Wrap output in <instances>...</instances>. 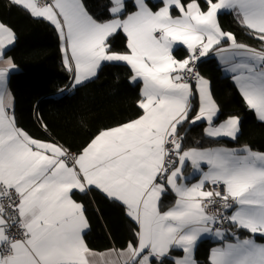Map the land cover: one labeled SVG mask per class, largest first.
Listing matches in <instances>:
<instances>
[{"label": "snow or ice", "instance_id": "snow-or-ice-1", "mask_svg": "<svg viewBox=\"0 0 264 264\" xmlns=\"http://www.w3.org/2000/svg\"><path fill=\"white\" fill-rule=\"evenodd\" d=\"M10 2L55 27L71 87L96 77L104 62H124L142 92L136 118L99 131L78 152L34 138L13 113L8 80L17 66L6 49L16 34L0 22V264H164L173 250L183 254L174 264H197L194 251L205 235L221 242L210 264H264V244L253 238L264 236V152L186 147L181 134L185 124L200 121L212 139L240 134L238 116L216 122L219 105L197 71L210 52L264 122V0H109L104 20L84 0ZM223 11L261 47L225 31ZM118 32L126 35L125 51L110 44ZM181 45L188 54L177 59L173 51ZM186 165L199 177L195 183L187 182ZM93 189L125 208L137 226L134 243L105 253L89 247L85 205L74 195ZM168 192L176 199L165 210ZM216 204L231 213L210 211ZM225 223L251 235L241 239Z\"/></svg>", "mask_w": 264, "mask_h": 264}, {"label": "trees", "instance_id": "trees-1", "mask_svg": "<svg viewBox=\"0 0 264 264\" xmlns=\"http://www.w3.org/2000/svg\"><path fill=\"white\" fill-rule=\"evenodd\" d=\"M84 3L95 18L108 19L109 0H84ZM0 22L10 26L16 34L14 45L6 52L20 69L10 79L16 122L34 138L55 141L78 152L99 131L125 123L141 113L138 107L141 87L130 82L132 73L128 65L106 63L94 80L72 90L70 74L63 64L61 40L50 22L32 17L10 0H0ZM219 22L225 31L234 33L239 42L257 49L261 47V42L240 25L235 15L220 14ZM110 44L116 51H125L127 40L123 33H118L110 39ZM176 56L184 58L186 52L180 49ZM200 74L211 82L213 97L220 107L218 122L238 116L241 134L234 142L213 140L204 134L206 124H185L181 130L185 146H248L264 152V123L246 106L234 82L223 75L213 57L200 62ZM193 104L198 105V98ZM74 197L85 205L90 224L86 240L91 249H123L130 241L135 242L137 226L121 204L95 189L75 193ZM173 200L171 194H166L163 208L169 207ZM240 232L244 236L251 235L245 230ZM214 245L210 240L200 243L198 261L209 264V252ZM164 264H174V260L165 259Z\"/></svg>", "mask_w": 264, "mask_h": 264}, {"label": "crops", "instance_id": "crops-1", "mask_svg": "<svg viewBox=\"0 0 264 264\" xmlns=\"http://www.w3.org/2000/svg\"><path fill=\"white\" fill-rule=\"evenodd\" d=\"M152 2L153 3H156L157 2V0H152ZM223 13H231V12H229V11H223V12H221L220 14H223ZM219 14V15H220ZM231 14H233V13H231ZM234 15V14H233ZM219 18V17H218ZM118 33H122V32H118ZM117 33V34H118ZM116 35V34H115ZM115 35H113V36H115ZM123 35L126 37V35L123 33ZM112 36V37H113ZM112 37H110V39L112 38ZM15 43V42H14ZM14 45V44H13ZM13 45H11V46H9V48L8 49H10ZM61 48H62V42H61ZM8 49H6V52L8 51ZM183 50V51H185L186 52V56H187V54H188V52H187V49H186V47L185 46H177L175 49H174V51H173V55L174 56H176V52L178 51V50ZM7 56V55H6ZM209 57H213L215 60H216V62H217V64L219 65V67L221 68V70H222V73H223V75L224 76H226V77H228V78H230L233 82H234V84L236 85V83H235V81L233 80V78H232V74L230 73V72H228V71H226L225 70V68H226V66L225 65H223V63L221 62V60L219 59V57L215 54V52H210L209 54H208V56H206V57H202L201 59H200V61H203L204 59H207V58H209ZM176 58H177V56H176ZM177 59H180V58H177ZM106 63H123V64H125L124 62H104V63H102V65H101V67L104 65V64H106ZM17 66V65H16ZM101 67H100V69H101ZM130 68V67H129ZM100 69L98 70V73H99V71H100ZM20 69L18 68V66L16 67V69L15 70H13L11 73H10V75H9V80H8V88H9V90H10V79H11V76L15 73V72H18ZM98 73H97V75H98ZM97 75H96V77H97ZM96 77H94V78H92L91 80H89V81H92V80H94ZM208 80V79H207ZM89 81H87V82H89ZM209 81V80H208ZM87 82H85V83H83L82 85H84V84H86ZM130 82L133 84V85H136V84H139L140 85V87H141V92H142V82H140V81H136V82H132L131 81V79H130ZM210 82V81H209ZM72 84V83H71ZM82 85H79V86H76V87H71L72 88V90H75V89H77L78 87H80V86H82ZM236 87L238 88V86L236 85ZM71 88L70 89H68V90H71ZM210 88H211V92H212V85H211V82H210ZM66 91V90H65ZM241 94V93H240ZM12 95V94H11ZM212 96H213V94H212ZM242 96V95H241ZM13 97V96H12ZM214 98V97H213ZM216 101V100H215ZM218 104V103H217ZM14 106H15V102H14V98H13V113H14ZM219 109H220V107H219ZM252 111V110H251ZM252 112H254V111H252ZM255 114V113H254ZM219 115H220V113L218 114V118H219ZM218 118H217V120H216V122L217 123H219L218 122ZM258 119V118H257ZM241 121V120H240ZM260 121V120H259ZM220 122H222V121H220ZM260 122H262V121H260ZM201 123H204V124H206L204 121H200V122H197V124H201ZM264 123V122H263ZM196 125V124H195ZM207 126V125H206ZM205 126V127H206ZM240 127H241V125H240ZM240 134H241V131H240ZM240 134L238 135V137L240 136ZM209 138V137H208ZM212 139V138H211ZM213 140H228V141H236V140H232V139H230V138H226V137H223V138H218V139H213ZM52 142H55V141H52ZM216 147H225V148H232V147H228V146H226V145H219V146H215V147H211V148H216ZM234 149H238V148H234ZM253 150V149H252ZM253 151H255V150H253ZM192 173H193V170H192V168H191V166L190 165H186V167H185V169H184V175H185V177H188V180H187V182L188 183H195L198 179H199V177L197 176V177H195V178H193L192 177ZM89 192V191H88ZM76 193H79V192H76ZM83 194V193H82ZM167 194H171L172 196H173V198H174V200H173V203H171V205H169V207H171V206H173L174 205V202H175V199H176V197H175V194L174 193H172V192H168ZM166 195V194H165ZM164 195V196H165ZM164 196L162 197V201H163V199H164ZM74 199H75V197H74ZM161 201V203H162V207H163V202ZM79 202V201H78ZM169 207H167V208H169ZM167 208H164L165 210H167ZM90 225V224H89ZM90 230V227H89V229L88 230H86V234L88 233V231ZM240 230H242V229H240ZM240 230H238V229H236V228H234L233 226H231L230 225V229L228 230L229 231V233H231V232H235L238 236H240V238L241 239H243V238H246V237H249L250 235H248V236H244V235H242L241 234V232H240ZM255 240H256V242L257 243H259V244H264V240H261V238H264V236H261L260 234H256L254 237H253ZM85 239H86V236H85ZM205 240H210V241H212V242H215V245L213 246V247H211V249L212 248H215V247H219V246H221V242L219 241V240H217L214 236H211V235H205V236H202L201 237V239L197 242V245H196V248H195V251H194V257H195V260L197 261V264H206L205 262H200V261H198V259H197V247L199 246V244L200 243H202L203 241H205ZM227 240H229V241H232V236L229 234L228 236H227ZM86 242H87V240H86ZM111 249H113V248H111ZM211 249H210V251H211ZM108 250H110V249H108ZM108 250H105V251H97L98 253H105V252H107ZM183 254H182V252L180 251V250H173L172 251V253L170 254V257L169 258H167V259H175V258H178V257H180V256H182ZM209 257H210V252H209ZM209 264H210V261H209Z\"/></svg>", "mask_w": 264, "mask_h": 264}, {"label": "built area", "instance_id": "built-area-1", "mask_svg": "<svg viewBox=\"0 0 264 264\" xmlns=\"http://www.w3.org/2000/svg\"><path fill=\"white\" fill-rule=\"evenodd\" d=\"M200 62H201V61H198V62H197V71H199V73H200ZM73 152H74V151H73ZM210 211L223 212L225 215L231 213V210H227V211H225V210L221 207V205H219V204H216V205L212 206V207L210 208ZM223 227H224L226 230H229V229H230V225L227 224V223H225V224L223 225Z\"/></svg>", "mask_w": 264, "mask_h": 264}]
</instances>
